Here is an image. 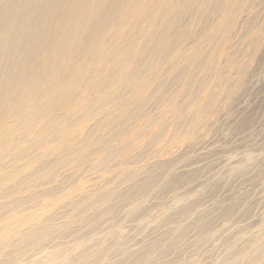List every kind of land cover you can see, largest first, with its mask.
Wrapping results in <instances>:
<instances>
[{
  "label": "rangeland",
  "instance_id": "1",
  "mask_svg": "<svg viewBox=\"0 0 264 264\" xmlns=\"http://www.w3.org/2000/svg\"><path fill=\"white\" fill-rule=\"evenodd\" d=\"M49 249L264 264V0H0V264Z\"/></svg>",
  "mask_w": 264,
  "mask_h": 264
},
{
  "label": "bare ground",
  "instance_id": "2",
  "mask_svg": "<svg viewBox=\"0 0 264 264\" xmlns=\"http://www.w3.org/2000/svg\"><path fill=\"white\" fill-rule=\"evenodd\" d=\"M234 89H238L239 88V85H236V86H234L233 87ZM133 124V123H132ZM139 124V123H138ZM138 124H136V125H138ZM136 125H134V126H136ZM138 127H139V125H138ZM129 129V128H128ZM135 130L137 129V127H135L134 128ZM135 130H132V131H135ZM178 146V148L179 149H181V148H183V145L182 144H180V145H177ZM160 151H166V149L165 148H163V147H160ZM166 153H168L169 155L167 156V157H165V158H163L162 156V158H163V161H165V160H167L168 158H171L172 157V154H171V151H169V150H167L166 151ZM95 156V155H94ZM222 156V155H221ZM225 156V155H224ZM219 157V158H217L216 160H215V158H214V160L215 161H213L212 159V161L211 162H209L211 165H213L214 166V169H215V167H219V169H222L221 167H224V168H227V170H231L232 168V165H231V167L229 166V164H231V163H229L230 161L229 160H232V158L231 159H229L228 160V158H225V157ZM227 156V155H226ZM97 157V156H96ZM95 157V158H96ZM231 157V156H230ZM229 157V158H230ZM246 157V156H245ZM91 158H93L92 156H91ZM99 158V157H98ZM86 160H88V159H86ZM94 163V162H93ZM79 165V164H78ZM77 165V166H78ZM200 165V164H199ZM75 167H76V165H74ZM74 166L72 167V168H74ZM80 166V165H79ZM159 168L162 170V171H165V170H167V167H165V165L162 163L160 166H159ZM212 169H213V167H212ZM213 169V170H214ZM182 170H185V171H192V170H194V168L192 167V166H186L185 168H183ZM225 171V170H224ZM227 176V175H226ZM154 177H149L148 179H147V181H146V185H149V184H151L152 182H153V179ZM253 179V178H252ZM243 185V184H242ZM247 186V185H246ZM239 188H241V187H239ZM243 188V187H242ZM247 188V187H246ZM249 188V187H248ZM240 190V189H239ZM243 190H244V188H243ZM249 190V189H248ZM241 193H242V190L240 191ZM258 192V191H257ZM236 193L238 194V191H236ZM243 193H245L244 191H243ZM243 193H242V196H243ZM240 194V193H239ZM238 194V195H239ZM234 195V194H233ZM237 196V195H236ZM246 196V195H245ZM231 197V196H230ZM233 197V196H232ZM241 198V197H240ZM234 199V198H233ZM239 199V198H238ZM226 200V199H225ZM219 201H221V200H219ZM231 201V200H230ZM263 201V200H262ZM221 202H223V201H221ZM44 203V202H43ZM220 203V202H219ZM231 203V202H230ZM45 204V203H44ZM43 204V205H44ZM47 204V203H46ZM211 204V203H210ZM213 204H215L214 205V207H213V209L215 208V206L217 205V203H214L213 202ZM212 205V204H211ZM225 205V204H224ZM47 206V205H46ZM220 206V205H219ZM222 207H223V204L221 205ZM216 207H218V206H216ZM204 208V207H203ZM210 207H208V209H209ZM207 209V208H206ZM211 209V208H210ZM205 210V209H204ZM216 210H218V208L216 209ZM215 210V211H216ZM220 210V209H219ZM207 211V210H206ZM199 212H202L201 210L199 211ZM202 213H205V212H202ZM202 213H200V214H202ZM148 222V221H147ZM148 227V226H147ZM155 234V233H154ZM148 235V234H147ZM153 235V234H152ZM207 235V234H206ZM114 236V235H113ZM113 236L111 237H109V238H106L107 239V241H108V239H110V238H113ZM209 236V238H212V236L211 235H207V237ZM42 237H45V235L43 236L42 235ZM204 238H206V237H204ZM38 239H40L39 237H38ZM184 239V238H183ZM186 239V238H185ZM193 239V238H192ZM28 240H30V241H32L31 243H33V240L34 239H32V238H28ZM36 241H37V239H35ZM35 240H34V242H35ZM40 241V240H39ZM38 241V242H39ZM114 241H115V239H114ZM186 241V240H185ZM196 241H198V240H196ZM28 242V241H27ZM109 242V241H108ZM111 242V241H110ZM192 242V241H191ZM183 243V242H182ZM197 243V242H196ZM28 244H30V242L28 243ZM36 244V243H35ZM114 244V243H113ZM116 244V243H115ZM178 245H180V244H178ZM192 245H194L193 243H192ZM191 245V246H192ZM180 246H182V244L180 245ZM102 247H103V245H102ZM113 247H115V246H113ZM189 247H190V245H189ZM110 248V247H109ZM108 248V249H109ZM112 248V247H111ZM193 248V247H192ZM98 249H100V247L98 248ZM56 249H49V250H45L44 252H42V253H40V254H38V255H36V256H33V257H31V258H29L30 260V262H32L33 264H44V263H47V261H52V259H54L55 257H56V253L58 254V252H56L55 251ZM95 250V249H94ZM101 250H103V249H101ZM101 250H98L97 251V249H96V251L97 252H100ZM104 250H106V249H104ZM103 250V251H104ZM111 250V249H110ZM90 252V251H89ZM90 253H93V251L92 252H90ZM94 253H96L95 251H94ZM94 253H93V255H94ZM101 253V252H100ZM260 253H264V250L263 251H261ZM102 254V253H101ZM90 255V254H89ZM92 255V256H93ZM92 256H90L89 258H91ZM96 256V255H95ZM95 256H93V257H95ZM262 256V254H259L257 257H256V261L260 258ZM54 257V258H53ZM87 257V256H86ZM22 263H24V262H22ZM25 264V263H24Z\"/></svg>",
  "mask_w": 264,
  "mask_h": 264
}]
</instances>
